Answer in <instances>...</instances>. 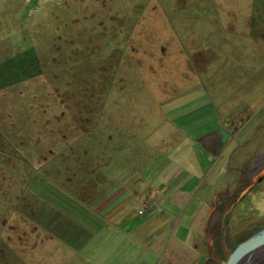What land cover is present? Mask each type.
<instances>
[{
    "label": "rangeland",
    "instance_id": "1",
    "mask_svg": "<svg viewBox=\"0 0 264 264\" xmlns=\"http://www.w3.org/2000/svg\"><path fill=\"white\" fill-rule=\"evenodd\" d=\"M244 6L251 0H0V264L73 258L46 228L71 230V219L110 225L115 218L106 214L124 206L126 194L98 200L115 189L109 182L117 171L148 178L185 164L202 176L194 179L213 171L207 179L221 180L215 189L221 195L196 192L193 214L172 212L181 231L194 228L190 245L175 255L179 264H206L226 204L235 207L222 231L234 245L264 224V176L237 199L264 167V18L254 21L258 12ZM230 37H240L244 52V83L231 99L240 101L239 112L226 114L231 103L209 95L205 105L174 110L162 77L156 79L160 70L179 68L183 51L195 73L188 81L204 89L202 65L227 55ZM211 133L227 135L224 154L203 150ZM216 197L223 205L210 215ZM134 203L117 225L126 231L150 221L162 225L165 208L149 216ZM123 256L136 264L161 259L134 248Z\"/></svg>",
    "mask_w": 264,
    "mask_h": 264
},
{
    "label": "crops",
    "instance_id": "2",
    "mask_svg": "<svg viewBox=\"0 0 264 264\" xmlns=\"http://www.w3.org/2000/svg\"><path fill=\"white\" fill-rule=\"evenodd\" d=\"M263 5L264 0H251V6H244V8L248 10L250 14L258 12L254 20L256 21L260 18L261 20L264 18ZM198 36L199 34L193 36L189 39V42ZM228 40L230 53L227 52V55L221 53V57H217L221 60L205 61L202 65L201 71L205 74L206 80L204 83L205 90L200 86L199 81L196 80L192 84L188 81L187 77L191 76L193 78L195 73L183 51H180L178 54V56L182 57V60H179V62L182 63L178 65L180 66L179 68H162V70H160L159 76H157L156 79L162 77L160 86L164 88L162 91L167 94V100L171 102L174 110L178 112L183 110V107L187 105L199 104L200 102L202 105H205L206 103H203L207 102V95H209L212 100L223 99L226 101V104L228 101L231 103V108L225 107L227 109V111H224L226 114L229 111L232 116L239 112L240 101L236 104V102L231 101V99L233 96L240 93V81L244 83V77L240 79L239 66L240 54L244 56V52L240 51V37L235 39L230 37ZM241 45H243V43ZM197 53V51H188L190 56ZM174 59L173 57V60ZM141 70L143 75L142 78H144L146 72L143 65ZM135 72L137 71L135 70ZM136 78L137 76L132 77L131 81H134ZM246 79H249L248 82H252L253 80V78L250 79V76H247ZM157 88L154 89V93ZM169 126L173 130V127L171 125ZM223 136L227 137L226 134H223ZM223 136L213 133L207 135L205 138L206 140L203 141V150L208 154L218 156L223 152L228 142L224 140ZM224 153L225 150L223 154ZM226 163L227 161H225V164ZM225 164L223 163L219 168L222 169ZM217 167H214V169ZM194 168V165L173 164V166L161 168L156 173H150L148 178H124V174L117 171L116 178H111L109 182V185H111L110 188L115 189L113 191L111 190L110 193L105 191L103 195L107 193V196L100 197L101 195L98 194V197H100L98 201H112L126 194L125 196L127 199H125V201L127 202L124 206H112L110 212L106 214V217L115 218L110 225L95 222L91 226H85L83 224L84 221L79 222L78 220L74 221L71 219V223L75 225L71 230L67 225L64 226V224L54 225L58 228L55 230L46 228L45 231L52 235L51 240L52 238L56 239L54 241L55 246L63 247L65 251L68 250L69 256L73 255L71 256L73 258H62L60 261L45 260L48 263L45 261L41 263V257H38L37 259L33 258L32 260H34V262L30 264H129L131 262L123 256L127 248H134L138 252L145 249L151 257H161L159 261H155L156 263H153V261L149 263L147 260H143L141 264H179L174 259L175 255L178 253L180 254L181 250H184L190 245L192 236L191 230L194 231V228L191 226L187 231H181L180 227L177 226V218L176 221H174L175 216L172 215V212L182 209L183 212L178 218H181L184 213L193 214L190 210V206L194 204V195L201 189L203 193H208L212 190L213 194L217 195L219 193L221 195V192H216L215 190L222 184L221 180L217 179L214 185L207 179V176L213 171H210L205 179H194L193 177L197 175ZM201 173L204 174V172ZM197 176L202 178L201 175ZM106 179V177L103 178L104 183H107L108 180ZM121 185L124 186V188L119 189ZM155 189L156 193H154ZM191 189L194 190L190 193ZM106 197H109V199H106ZM214 201L211 203V206L206 202L200 211L202 213L205 212L207 205L211 207V209L209 208L210 215L211 213L214 214V212L218 210L217 208L223 205L221 197L220 200L216 197ZM134 202L148 208L149 216L165 208L166 210L160 211L163 212L161 213L163 214L162 225H152L153 221H150L145 226H136L135 228L129 229V231H126L125 227L117 225L115 222L118 218L123 220V218L125 219L127 217L132 208L133 211L136 209L137 204ZM127 204L128 206H126ZM227 207L228 206H225V209ZM233 207L235 206L233 205L232 208ZM139 212H141V210H139ZM194 213H196V211H194ZM198 215L199 214L196 213V218ZM39 217L41 218L43 216L39 215ZM168 233H170V236L166 237ZM127 240H129L131 244H129ZM131 264H136V262ZM187 264L191 263L187 262Z\"/></svg>",
    "mask_w": 264,
    "mask_h": 264
},
{
    "label": "flooded vegetation",
    "instance_id": "3",
    "mask_svg": "<svg viewBox=\"0 0 264 264\" xmlns=\"http://www.w3.org/2000/svg\"><path fill=\"white\" fill-rule=\"evenodd\" d=\"M262 169H264V167ZM253 176H255V175H253ZM244 182H245V179L240 180V185H243ZM241 188H242V186H241ZM237 194H239V193H237ZM226 203H227V201H226ZM223 226L224 225L221 226L220 221H219L217 230H215V232H213V233H216V235H214V236L212 235V237L215 238L213 241V245L211 247L208 246V254L206 256V260H207L206 264H221L222 261L226 260V254L228 252L233 250L239 243L243 242L244 240L249 238L251 235H253L257 231H259L264 226V224L262 226H260L259 228L252 230L251 231L252 234H250L245 239L240 240V242L236 243L235 245H234V242H230V238H231L230 234L224 233L222 231ZM211 227H212L211 229L214 230L213 226H211ZM240 232L242 233V231H240ZM241 235H243V233ZM241 235H240V237H241ZM238 264H264V246L256 249L250 255L241 258L240 263H238Z\"/></svg>",
    "mask_w": 264,
    "mask_h": 264
},
{
    "label": "water",
    "instance_id": "4",
    "mask_svg": "<svg viewBox=\"0 0 264 264\" xmlns=\"http://www.w3.org/2000/svg\"><path fill=\"white\" fill-rule=\"evenodd\" d=\"M264 176V169L259 171L255 176L252 178V182L249 186L244 187L243 190L238 194V200L246 194L252 187L255 186L256 182L260 181ZM236 190L232 194L229 195L231 197L235 194ZM230 202V199H229ZM233 206V205H232ZM231 207H227L224 212L221 214L220 224L223 225V220L226 217L227 213L231 212ZM264 246V226L251 235L249 238L244 240L243 242L239 243L233 250L226 254V260L222 261L221 264H238L240 263V259L250 255L256 249Z\"/></svg>",
    "mask_w": 264,
    "mask_h": 264
},
{
    "label": "trees",
    "instance_id": "5",
    "mask_svg": "<svg viewBox=\"0 0 264 264\" xmlns=\"http://www.w3.org/2000/svg\"><path fill=\"white\" fill-rule=\"evenodd\" d=\"M78 221H79V220H78ZM80 221H83V220H80ZM36 224L39 225V228L41 229V225L38 224V223H36ZM39 228L35 226V229H36V230H38ZM51 236H52V235L49 236V239H51Z\"/></svg>",
    "mask_w": 264,
    "mask_h": 264
}]
</instances>
